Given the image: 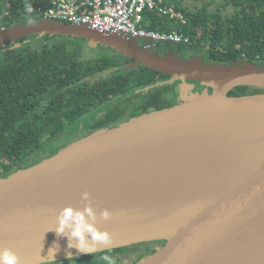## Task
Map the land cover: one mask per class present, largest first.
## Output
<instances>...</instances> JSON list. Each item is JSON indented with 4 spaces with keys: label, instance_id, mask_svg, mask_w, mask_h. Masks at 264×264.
Listing matches in <instances>:
<instances>
[{
    "label": "water",
    "instance_id": "95a60500",
    "mask_svg": "<svg viewBox=\"0 0 264 264\" xmlns=\"http://www.w3.org/2000/svg\"><path fill=\"white\" fill-rule=\"evenodd\" d=\"M48 34L109 47L132 59L127 66L142 64L170 76L153 86L194 81L214 91L193 96L192 90L184 88L182 102L101 128L38 163L0 178V248H11L22 264L51 261L42 259H48L49 249L56 245L59 250L54 260L65 259L68 251L72 257L84 255L75 248L68 250L67 238L58 236L55 227L63 207L82 208L89 202L81 199L86 191L97 214V228L107 230L112 238L109 245H98L95 252L165 239L138 264H264V140L259 142L257 136L264 129V93L229 94L239 86L264 88V65L245 60L212 63L203 56L187 58L176 51L161 55L135 40L87 26L37 21L33 13L28 22L1 29L0 46ZM178 128L195 130L199 137L233 150L224 153L215 166L202 167L190 187L181 192L96 195L84 187L83 182L92 179L87 175L100 167L122 166L150 154L149 149L158 150L146 146L148 141L127 147L126 140L172 133ZM139 145L145 150H133ZM108 148L109 155L96 158ZM78 156L85 158L69 167L71 173L49 174L52 167ZM104 209L111 213L108 220L100 216Z\"/></svg>",
    "mask_w": 264,
    "mask_h": 264
},
{
    "label": "trees",
    "instance_id": "16d2710c",
    "mask_svg": "<svg viewBox=\"0 0 264 264\" xmlns=\"http://www.w3.org/2000/svg\"><path fill=\"white\" fill-rule=\"evenodd\" d=\"M223 1L235 7L233 15L211 13L208 5L197 12H187V24L178 28L190 41L176 45L174 50L181 53L189 45L193 55L203 56L206 62L236 64L245 60L264 65V0ZM176 2L178 10L185 12ZM37 3L38 0H0V14L6 12L0 30L28 22L31 13L35 20H41ZM174 23L156 12L145 13L149 29L171 32L177 29V21ZM28 39H39L40 44L33 47L26 43ZM83 41L48 34L21 38L15 42L20 43L18 46H0V178L57 153L61 149L51 148L49 142L60 134L66 138L79 133V141L101 128L177 103L175 85L162 92L151 89L169 75L142 64L136 72L123 74L132 59L105 46L102 47L113 54L83 60ZM105 73L108 75L103 76ZM254 88L239 86L236 90L245 94L244 90L250 93L248 90ZM234 94L239 95L236 91ZM103 104L101 113L88 116ZM157 246L136 252L132 264H138Z\"/></svg>",
    "mask_w": 264,
    "mask_h": 264
},
{
    "label": "bare ground",
    "instance_id": "6f19581e",
    "mask_svg": "<svg viewBox=\"0 0 264 264\" xmlns=\"http://www.w3.org/2000/svg\"><path fill=\"white\" fill-rule=\"evenodd\" d=\"M193 131L195 130L184 131L178 128L172 133L141 135L126 140L127 147L135 146L140 141H148L146 146L157 147L158 150L149 149L147 151H151L150 154L141 155L139 156L141 158H135L133 162H125L122 166L100 167L87 175L92 179L84 181V187L96 195L116 192L175 193L188 189L189 183L202 167L215 166L224 153L228 154L233 150L232 147L219 146L218 141L210 142L199 137ZM259 131L257 136H260L259 142H261L264 140V129ZM143 147L139 145L133 150H145ZM109 150L111 149L101 152L96 158L109 155ZM84 158L82 156L70 158L63 165L52 167L54 170L50 169L49 174L67 171L69 167L81 164Z\"/></svg>",
    "mask_w": 264,
    "mask_h": 264
},
{
    "label": "built area",
    "instance_id": "2783aa9c",
    "mask_svg": "<svg viewBox=\"0 0 264 264\" xmlns=\"http://www.w3.org/2000/svg\"><path fill=\"white\" fill-rule=\"evenodd\" d=\"M36 9L42 19L87 26L99 33L135 40L146 49L176 51V45L190 41L178 28L187 24V17L171 0H38ZM146 12H156L173 25L177 21V29H149ZM5 14H0V24Z\"/></svg>",
    "mask_w": 264,
    "mask_h": 264
},
{
    "label": "rangeland",
    "instance_id": "374dc122",
    "mask_svg": "<svg viewBox=\"0 0 264 264\" xmlns=\"http://www.w3.org/2000/svg\"><path fill=\"white\" fill-rule=\"evenodd\" d=\"M171 1L175 2V0H171ZM176 1H178L176 3H180L182 8L185 10V12L182 11L183 13H185V15L187 12H189V13L190 12H197L198 10H201L206 5H208V11L209 12L215 13V12L219 11L221 13V15L224 17L225 16H231L236 12V9H235V7H233V5H230V4L227 5L223 0H176ZM186 17H187V15H186ZM187 22H188V17H187ZM83 42L85 45V47L83 48V57H82L83 60L95 59L98 56H100L102 53L103 54L106 53V54H110V55L113 54L110 50H106L102 46L94 45V44L89 45L86 40H84ZM26 43H30V44H32L33 47H36L40 44V40L39 39H36V40L28 39L26 41ZM160 54L166 55L167 50L163 49L160 52ZM179 54L182 57L192 58L194 56L192 46L188 45V47L184 48V50ZM241 64H243V63H241ZM138 69H139V67H137L136 65L131 66V67L126 65L124 68L123 74H132V73L136 72V70H138ZM106 75H108V73L103 74V76H106ZM97 79H98V77L95 78V80H97ZM164 80H166V79H164ZM159 81H162V80H159ZM174 85H175V87H174ZM169 86L174 87L176 92L178 93V97H177L178 102L177 103H179L182 100L183 91L185 89H190V90H192L193 93H197V95L198 94H204V93H212L214 91L213 88L206 87V86L199 84V83H196L194 81L183 82L181 80L176 81L173 84H164V85L158 84L156 86L151 87V89H153V90L156 89L157 91L162 92L164 90H167V88H169ZM244 87H248V86H244ZM249 87H253V86H249ZM254 89L258 90V93H264L263 87H256L255 86ZM255 90H248L250 93H246L247 90H244V93L245 94H255L256 93ZM234 91H236V93H238L239 95H243V93H239L241 90H236V88L232 90L233 95H236V94H234ZM105 105L106 104H103L98 109H95V111L97 112V110L105 107ZM122 122H124V121H122ZM64 135L65 134H60L55 138L54 141L49 142L50 146L52 145L51 148H55V149L67 148L70 144L76 142L77 139L80 137L79 133H74V134L72 133L69 136H67L66 138L64 137ZM47 148H50V147L48 146ZM155 243H156V241L152 240V241L139 242V243L124 246L123 252L121 251L120 253L119 252L114 253V251H112V254L110 257H114V258L110 259V260L112 261V264H124V261L126 262V260L129 259V257H130L129 255L134 256V254L136 252L138 253L140 251H146L150 247V245L153 246ZM57 260H60V259H57ZM57 260L55 259V260H51L48 262L51 263V262H55ZM95 263H96L95 261H89V264H95ZM97 264H109V262L101 259V262H98ZM128 264H131V262Z\"/></svg>",
    "mask_w": 264,
    "mask_h": 264
},
{
    "label": "clouds",
    "instance_id": "9594fccd",
    "mask_svg": "<svg viewBox=\"0 0 264 264\" xmlns=\"http://www.w3.org/2000/svg\"><path fill=\"white\" fill-rule=\"evenodd\" d=\"M81 199L89 202L82 208L67 205L60 210L55 230L58 236L67 238L68 250L75 248L78 253L90 255L96 251L98 245H109L112 242V238L107 230L102 231L97 228V214L90 202V194L86 191L83 192ZM100 216L102 219L108 220L111 217V213L108 209H104L101 211ZM58 250V245L50 248L48 259H41L54 260L52 257L55 251ZM72 256L71 252L68 251L66 258ZM102 259L112 264L108 256H104ZM0 264H22V262L11 248L5 247L0 248Z\"/></svg>",
    "mask_w": 264,
    "mask_h": 264
},
{
    "label": "flooded vegetation",
    "instance_id": "af4514ba",
    "mask_svg": "<svg viewBox=\"0 0 264 264\" xmlns=\"http://www.w3.org/2000/svg\"><path fill=\"white\" fill-rule=\"evenodd\" d=\"M15 45H16V43L15 42H13ZM10 48V47H9ZM167 49H169V48H166V50ZM163 50V49H162ZM163 81V80H162ZM183 101V98H182V100L180 101V102H182ZM178 102V101H177ZM99 108V107H98ZM98 108H96V109H98ZM98 113H101V109H99V110H97V112L95 111V109H93L89 114H88V116H94V115H96V114H98ZM122 121H120L119 123H121ZM118 123V124H119ZM154 241H156V244H154L153 246H151L150 245V247L147 249L148 251L149 250H151L152 248H154L155 246H157L155 249H154V251L157 249V248H159L163 243H164V241H165V239H159V240H154ZM108 250H111V251H109V252H106V253H101V251H98V252H94V253H92V254H84V255H80V256H75V257H71V258H65V259H60V260H57V261H55V262H44V263H39V264H89V261H95L96 263L95 264H97L98 262H101V259H102V257H104V256H108L110 259H113L114 257H110L111 256V254H112V251H114V253H120L121 251H119V250H116V248H114V249H108ZM153 251V252H154ZM123 252V251H122ZM125 253V252H124ZM152 253V252H151ZM150 253V254H151ZM127 255V254H126ZM130 257H129V259L128 260H126V262L124 261V264H128V263H130L131 262V264L133 263V260H134V256L132 255H129Z\"/></svg>",
    "mask_w": 264,
    "mask_h": 264
}]
</instances>
